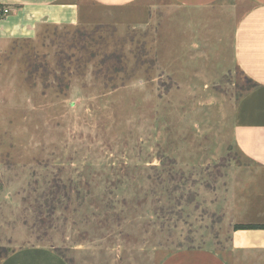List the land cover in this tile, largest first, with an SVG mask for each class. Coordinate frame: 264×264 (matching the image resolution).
<instances>
[{
	"label": "rangeland",
	"instance_id": "rangeland-1",
	"mask_svg": "<svg viewBox=\"0 0 264 264\" xmlns=\"http://www.w3.org/2000/svg\"><path fill=\"white\" fill-rule=\"evenodd\" d=\"M95 11L105 22L46 24L0 52V256L28 244L68 264L224 255L234 203L262 174L233 141L253 83L231 64L229 21L217 42L210 13L172 10L155 27L144 8Z\"/></svg>",
	"mask_w": 264,
	"mask_h": 264
},
{
	"label": "crops",
	"instance_id": "crops-1",
	"mask_svg": "<svg viewBox=\"0 0 264 264\" xmlns=\"http://www.w3.org/2000/svg\"><path fill=\"white\" fill-rule=\"evenodd\" d=\"M0 0L9 7L0 17V52L23 39L34 38L46 24L70 25L105 22L95 17L144 8L147 23L156 27L172 10L185 14L210 13L215 39L229 21L231 64L253 86L239 99L233 113V141L238 150L262 172L259 183L234 203L238 224H264V0ZM82 6L88 13L82 15ZM96 12V11H95ZM149 12L151 14H149ZM159 14H161L159 16ZM159 16V17H158ZM158 17V18H157ZM111 21V20H109ZM112 22V21H111ZM139 23V22H138ZM156 29V28H155ZM208 40L202 38L203 46ZM0 264H68L52 247L40 244L17 246L0 257ZM160 264H264V228L232 229L227 252L223 255L207 248H183L165 257Z\"/></svg>",
	"mask_w": 264,
	"mask_h": 264
},
{
	"label": "trees",
	"instance_id": "trees-1",
	"mask_svg": "<svg viewBox=\"0 0 264 264\" xmlns=\"http://www.w3.org/2000/svg\"><path fill=\"white\" fill-rule=\"evenodd\" d=\"M112 55H113L112 58H115L114 62L119 64L120 63L119 56H117L116 54H112ZM246 78L249 81H251L248 77ZM257 228H264V224H235L233 227V229H257Z\"/></svg>",
	"mask_w": 264,
	"mask_h": 264
},
{
	"label": "built area",
	"instance_id": "built-area-1",
	"mask_svg": "<svg viewBox=\"0 0 264 264\" xmlns=\"http://www.w3.org/2000/svg\"><path fill=\"white\" fill-rule=\"evenodd\" d=\"M10 9L7 6H0V17H3L9 13Z\"/></svg>",
	"mask_w": 264,
	"mask_h": 264
}]
</instances>
